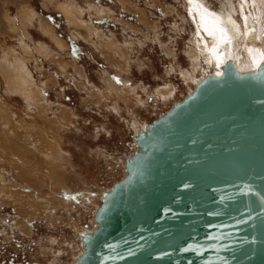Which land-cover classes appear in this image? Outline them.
<instances>
[{
	"label": "rangeland",
	"instance_id": "1",
	"mask_svg": "<svg viewBox=\"0 0 264 264\" xmlns=\"http://www.w3.org/2000/svg\"><path fill=\"white\" fill-rule=\"evenodd\" d=\"M42 20L63 50L42 36ZM191 35L184 0H0V64L7 51L21 56L43 100L27 109L5 94L0 72V264H71L81 255L78 234L90 233L102 192L136 150L133 120L145 128L192 91ZM165 87L172 97L159 94ZM53 132L59 158L22 144L26 134L35 142Z\"/></svg>",
	"mask_w": 264,
	"mask_h": 264
},
{
	"label": "water",
	"instance_id": "2",
	"mask_svg": "<svg viewBox=\"0 0 264 264\" xmlns=\"http://www.w3.org/2000/svg\"><path fill=\"white\" fill-rule=\"evenodd\" d=\"M228 60L132 136L71 264H264V63Z\"/></svg>",
	"mask_w": 264,
	"mask_h": 264
},
{
	"label": "bare ground",
	"instance_id": "3",
	"mask_svg": "<svg viewBox=\"0 0 264 264\" xmlns=\"http://www.w3.org/2000/svg\"><path fill=\"white\" fill-rule=\"evenodd\" d=\"M184 6L186 12L188 13V20L192 26V35L190 38L191 48L188 57L191 60L194 72L197 74L191 79L194 86L204 76L210 73L219 76L221 74V66H223L228 60H231L242 73L255 71L257 65L264 61V55L261 54L264 52V43L256 39V36L261 35V33L264 32V5L252 3V0H248V3L243 5V11H241L239 0H220V3H218L215 7H213L206 0H201V3L198 5H189L187 0H184ZM205 6H207L210 11L217 13V16L210 17L205 14ZM69 8L67 6H59V10L66 16V18H68L69 21H71V24H73L74 15ZM197 8H199L201 14H204L205 16L203 21L201 20L200 15H197ZM190 9L191 14L189 12ZM229 15H231L233 20H237V22L242 26V31H245L248 34L240 39H233L229 44L220 43L217 46V39L213 36H209L204 30V27H202V24L211 30L213 28V21L227 22ZM241 16H246L247 21L240 19ZM21 19H23L22 21H25L29 26L32 25L31 15H20V20ZM221 26H224L223 23H221ZM39 30L42 36L49 39V41H51L57 48H63L62 43L56 39L52 28L45 20H42L39 23ZM217 35L219 34L217 33ZM19 46L25 54H28L29 50L25 44L20 43ZM35 52L38 54L43 53L45 56L47 55V49L44 44L36 45ZM2 59L0 72L5 85V94H18L25 103L26 108L29 110L32 107H36L38 103L43 102L41 93L34 84L23 58H21V56L19 57V55H17L14 51L10 50L5 52ZM200 59H203L207 65L206 68L201 69V65L198 63ZM168 88L169 87L163 88L164 90L161 92L159 91V94L162 93L166 94L168 97H172V89ZM0 108H2V106ZM3 110L6 111L5 108H3ZM130 127L133 129L134 135H137L138 132L145 129L142 126L140 127L135 120H133ZM8 133L11 132L9 131ZM55 135L56 133L53 132L51 134V139L47 135H44L43 138H39L38 141L34 142L28 137V134H26L24 136V141H26V143L24 144L23 141L22 144L29 149L28 151H32L33 153H36L40 150V148H47V150H49V156L59 158L62 154V150L59 148L58 141L55 140V142L53 140L55 139ZM10 139L8 140L9 142L15 141ZM36 173L38 172L33 169L28 171V175L34 178ZM93 226H95V224Z\"/></svg>",
	"mask_w": 264,
	"mask_h": 264
},
{
	"label": "snow or ice",
	"instance_id": "4",
	"mask_svg": "<svg viewBox=\"0 0 264 264\" xmlns=\"http://www.w3.org/2000/svg\"><path fill=\"white\" fill-rule=\"evenodd\" d=\"M187 3L189 5L193 4H200L201 0H187ZM239 3L241 5V11H243V5L248 3V0H239ZM252 3H258L261 5H264V0H252ZM197 15H200L201 20L203 21L205 19L204 14H201L199 8H197ZM191 14V9L189 10ZM204 13L207 14L210 17H216L217 13L212 12L209 10L207 6L204 7ZM240 19H243L247 21L246 16H241ZM213 28L210 30L205 25L202 24V27H204V30L208 33L209 36H213L217 39L218 44H229L232 42L233 39H240L243 36H246L248 33L245 31H242V26L237 22V20H233L231 15H229L227 22H217L213 21ZM221 23H223L224 26H221ZM217 33L219 35H217ZM257 40H260L262 43H264V32L261 33V35L256 36ZM264 55V52L261 53ZM264 63V61H262ZM257 67H261V65H257ZM75 199V197H65Z\"/></svg>",
	"mask_w": 264,
	"mask_h": 264
}]
</instances>
